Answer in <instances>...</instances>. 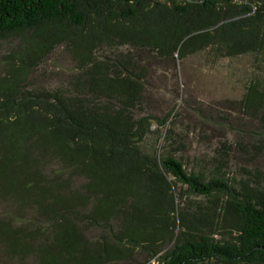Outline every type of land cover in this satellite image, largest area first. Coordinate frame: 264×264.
I'll return each instance as SVG.
<instances>
[{"label": "trees", "instance_id": "16d2710c", "mask_svg": "<svg viewBox=\"0 0 264 264\" xmlns=\"http://www.w3.org/2000/svg\"><path fill=\"white\" fill-rule=\"evenodd\" d=\"M0 39L15 42L0 79V147L43 149L60 168L39 264H106L136 248L147 264H264V185L230 182L218 166L187 172L169 126L157 154L167 115L134 111L146 68L106 55L122 46L178 58L264 52V0H0ZM57 46L75 61L73 92L17 87ZM241 103L264 122L263 77L249 80Z\"/></svg>", "mask_w": 264, "mask_h": 264}, {"label": "rangeland", "instance_id": "374dc122", "mask_svg": "<svg viewBox=\"0 0 264 264\" xmlns=\"http://www.w3.org/2000/svg\"><path fill=\"white\" fill-rule=\"evenodd\" d=\"M14 44L12 39H0V79L5 75L6 58ZM110 52L106 55L129 54L146 68L142 98L134 111L159 118L167 115L162 136L155 144L157 154L163 149V134L169 126L175 133L173 140L181 143L174 155L187 172L196 169L210 175L218 166L230 182L247 179L264 185V122L258 111L244 109L241 103L249 80L255 76L264 78V52L221 56L204 49L183 58L162 57L153 51L126 46ZM76 73L71 54L57 46L17 87L72 93ZM155 127L151 125V129ZM142 143L148 148L154 143V135ZM222 147L224 166L214 160L220 157L218 150ZM59 172L57 160L48 151L33 147L8 153L0 147V264H39V250L50 245L55 223L43 206L54 191L52 178ZM64 177L66 174L60 176ZM183 187L178 183L176 192ZM187 198L201 199L193 194H187ZM21 239L29 242L28 248H21ZM144 257L136 248L128 256L106 264L154 262L153 258L144 261Z\"/></svg>", "mask_w": 264, "mask_h": 264}]
</instances>
